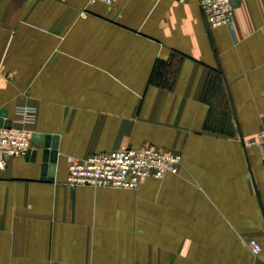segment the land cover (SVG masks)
Wrapping results in <instances>:
<instances>
[{
	"label": "crops",
	"instance_id": "1",
	"mask_svg": "<svg viewBox=\"0 0 264 264\" xmlns=\"http://www.w3.org/2000/svg\"><path fill=\"white\" fill-rule=\"evenodd\" d=\"M200 1L0 0V113L37 151L0 171V264H264V165L245 145L264 133V0H233L231 30ZM142 146L180 154L179 173L67 186L68 157Z\"/></svg>",
	"mask_w": 264,
	"mask_h": 264
},
{
	"label": "built area",
	"instance_id": "2",
	"mask_svg": "<svg viewBox=\"0 0 264 264\" xmlns=\"http://www.w3.org/2000/svg\"><path fill=\"white\" fill-rule=\"evenodd\" d=\"M90 3L112 4L115 0H87ZM233 0H201L199 7L210 28L227 27L232 29ZM19 112L28 121L35 118V110L24 108ZM31 136L28 132L15 127L0 126V171L7 161L14 157L25 156L31 150ZM255 147L264 165V133L245 142ZM181 155L157 150L150 147H120L109 153L93 154L82 159L67 158L66 184L71 190L78 187L93 189L136 190L148 179L160 180L165 175H177L181 167ZM253 255L260 252L254 241L248 242Z\"/></svg>",
	"mask_w": 264,
	"mask_h": 264
},
{
	"label": "water",
	"instance_id": "3",
	"mask_svg": "<svg viewBox=\"0 0 264 264\" xmlns=\"http://www.w3.org/2000/svg\"><path fill=\"white\" fill-rule=\"evenodd\" d=\"M4 114L0 113V126L4 127V128H10L11 127V123L10 121H5L3 123L2 118H3ZM32 142L37 143L42 145L43 149L41 151V156H40V173L41 176H47V178H44L43 180L46 181H51L52 177H53V173H54V169H55V142L54 140L51 141L50 137H45L44 140L41 138H38L37 140H34V138L32 139ZM36 154L37 151L36 150H30L26 156H30L31 155V162H35L36 160Z\"/></svg>",
	"mask_w": 264,
	"mask_h": 264
}]
</instances>
